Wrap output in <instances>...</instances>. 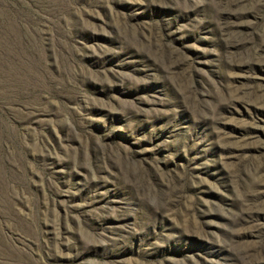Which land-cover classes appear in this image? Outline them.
<instances>
[{
	"label": "rangeland",
	"instance_id": "obj_1",
	"mask_svg": "<svg viewBox=\"0 0 264 264\" xmlns=\"http://www.w3.org/2000/svg\"><path fill=\"white\" fill-rule=\"evenodd\" d=\"M0 264H264V0H0Z\"/></svg>",
	"mask_w": 264,
	"mask_h": 264
}]
</instances>
